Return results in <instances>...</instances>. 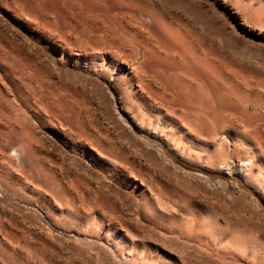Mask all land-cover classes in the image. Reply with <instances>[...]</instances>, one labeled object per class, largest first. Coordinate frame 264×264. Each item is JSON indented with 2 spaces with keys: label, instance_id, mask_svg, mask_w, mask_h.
Wrapping results in <instances>:
<instances>
[{
  "label": "rangeland",
  "instance_id": "rangeland-1",
  "mask_svg": "<svg viewBox=\"0 0 264 264\" xmlns=\"http://www.w3.org/2000/svg\"><path fill=\"white\" fill-rule=\"evenodd\" d=\"M0 264H264V0H0Z\"/></svg>",
  "mask_w": 264,
  "mask_h": 264
},
{
  "label": "bare ground",
  "instance_id": "bare-ground-1",
  "mask_svg": "<svg viewBox=\"0 0 264 264\" xmlns=\"http://www.w3.org/2000/svg\"><path fill=\"white\" fill-rule=\"evenodd\" d=\"M147 54V53H146ZM183 57H181V59H182ZM117 66V65H116ZM105 67H106V65H105ZM112 69V68H111ZM118 69V68H117ZM116 70V69H115ZM118 71V70H117ZM155 71H157V70H155ZM160 72H161V70L159 71V72H156V73H158L157 75H156V78H154L155 79V81L154 82H157V81H161V79L163 78V76H161L160 75ZM153 73V72H152ZM154 74H152V76H153ZM136 77L137 76H139V75H135ZM145 76V75H144ZM152 76L150 77V79L152 78ZM166 76V75H165ZM178 76L179 75H177V73L175 74V73H173V72H170L169 74H168V76H167V78H168V80L170 79V80H174V78H176V79H178ZM153 77H155V75L153 76ZM140 78V77H139ZM167 80V79H166ZM162 89V88H161ZM146 90H147V88H146ZM195 90V89H194ZM138 91V90H137ZM155 90H153V92L151 91V92H149V96H151V97H155L156 99H159V100H161V101H165V102H169V103H171V100H166L165 98H164V96H163V93H161V94H159L158 92H157V90H156V92H154ZM144 92V90H143V87H141V92H140V94H135V95H133L135 98H136V103H137V107H136V109H135V111H136V114L135 115H132L133 117V120H135L136 121V123H137V125L140 127V128H145L146 126H144L143 125V123L144 122H146L145 121V118L146 117H148L149 118V116H150V114H154V115H156V118H157V124L155 125V127H154V130H155V132H157V135L163 140L164 139V141H165V143L166 144H168L170 147H171V149H173V150H177L178 152H179V149H181V152L182 153H185V154H187V155H189L191 152H196V154H197V152H198V149L200 148V146H201V144H202V148H203V143H202V140H200L199 138H198V136L197 135H192L191 133H189V131L188 130H191L190 129V125L187 123V122H185V121H182L181 120V118L180 117H178V116H174V115H172L171 113H169V112H164V110L162 111V110H160V109H157L156 107H154L153 105L151 106V105H149L148 103H147V100H146V98H144L143 96H142V93ZM163 92H165V91H163ZM135 93H137V92H135ZM151 94V95H150ZM196 94V93H195ZM144 95V94H143ZM194 95V94H193ZM166 96V95H165ZM135 104V103H134ZM174 104V103H173ZM131 110V109H130ZM176 110V109H175ZM174 112V111H173ZM129 113H131L132 114V112H129ZM176 114V113H175ZM149 115V116H148ZM146 116V117H145ZM149 121V120H148ZM156 122V121H155ZM190 122V121H189ZM193 124V123H192ZM200 124L198 123V126H199ZM147 126H150V124H148L147 123ZM192 126H194V125H192ZM200 127V126H199ZM147 128V130H149L148 128L149 127H146ZM193 130V129H192ZM201 134V133H200ZM209 134H210V132H209ZM172 135H174V136H177V138L176 139H174V138H172V139H168L170 136H172ZM230 137V136H229ZM251 142V141H250ZM239 145H241V144H239ZM181 146H183L184 148L182 149L181 148ZM202 148H200L201 150H203ZM200 150V151H201ZM199 151V152H200ZM180 154V153H179ZM182 155H184V154H182ZM199 155V154H198ZM196 157H198V156H196ZM200 157V156H199ZM207 162H211V161H207ZM259 159H258V156L256 155V154H254V153H252L251 155H250V157L249 158H247L245 161H244V165H245V167L247 168L249 165H255V166H259L260 167V165H259ZM112 166V165H111ZM109 167V166H108ZM115 167V166H114ZM206 167V166H205ZM259 167H258V169H259ZM262 168V167H261ZM249 171V170H248ZM262 171V170H261ZM261 171H259V173L261 172ZM262 173V172H261ZM112 174V173H111ZM141 195H142V200L145 202V203H147V197H146V195L143 193H141Z\"/></svg>",
  "mask_w": 264,
  "mask_h": 264
}]
</instances>
